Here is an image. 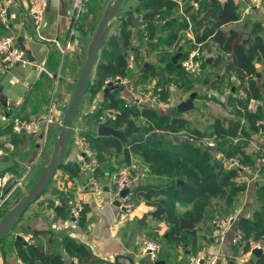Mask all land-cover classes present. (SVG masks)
<instances>
[{
  "label": "trees",
  "instance_id": "trees-1",
  "mask_svg": "<svg viewBox=\"0 0 264 264\" xmlns=\"http://www.w3.org/2000/svg\"><path fill=\"white\" fill-rule=\"evenodd\" d=\"M181 3L182 5L175 0H142L134 9V13L140 15L144 22V27L137 33L135 45L132 44L133 21L116 13L118 27L113 30V26L108 25L93 67L94 78L90 79L84 93L90 101L100 96L98 107L89 117L93 128L97 129L100 124H104L122 132L125 138V142H121L114 137L98 136L95 129L83 132L96 151L99 163L106 162L111 150L116 155H121L123 149L128 148L146 167L147 174L159 179L156 184H139L132 189V201H143L150 208L149 214L167 226L162 236L149 235V240L160 246L157 259H160L162 250L176 248H184L189 255H195L200 249L198 226L207 220L209 214L216 211L227 212L234 208L245 187L236 181L242 176V172L227 168L226 160L236 158L241 165L253 168L256 161L264 157L261 152L256 155L245 152L253 137L261 132V127L256 123L264 120L263 110L256 113L248 111L251 100H262L256 82L259 77L256 65H262L264 70L262 24L252 23L249 33L244 36L237 30H225L240 20L238 7L233 0L223 3L215 0H181ZM180 10L181 14L176 16ZM187 31L191 32L193 38L186 40L189 47L184 51L180 43L182 33ZM143 46L150 50L161 47L162 54L159 65L147 64L134 85L154 81V90L161 102L168 101L170 86L189 91L194 84L193 80L197 79L182 68H176L172 63L176 54H180V62L195 49L199 50L201 56L203 52L211 54L216 51L211 64H207L206 58L202 60L199 73L205 69L222 71L215 77L213 89H217L215 85L224 80L235 78L237 85L230 84L231 94L225 102L214 100L231 117L215 119L209 130H199L191 127L189 120L177 112L176 107L168 114H162L155 107L138 108L118 90L105 92L106 80L116 76L128 77V53L132 52L133 63L136 65L141 60L140 50ZM172 48L173 52L170 51ZM52 60L55 61L53 68L56 71L59 58L53 54ZM209 81L204 78L203 83L207 84ZM262 86L264 87V81ZM240 91L244 96H239ZM6 132L14 140L12 125ZM147 136H152L159 142L146 143ZM175 136H185L193 143H173L172 138ZM209 141L214 143L212 148L206 145ZM200 142L203 146L199 145ZM57 170L70 176L76 174L75 168L64 162ZM97 172L98 170L94 174L95 178ZM259 174L264 175V166L259 169ZM50 182L42 195L47 192ZM255 203L257 207L251 218H241L237 222V228L243 234L241 243L246 242L243 253L249 251V240L264 242V182H257ZM81 207L79 225L84 224L88 212L86 206ZM181 209L186 210L180 212ZM62 211L60 209L59 214ZM6 213L7 211H0V219ZM61 240L63 250L69 258H77L81 264H97L98 261L88 247L68 236H63ZM3 241L4 239L0 244ZM14 245L18 259L25 264H64L60 256L48 254L42 247L24 246L16 241ZM255 264H264V253Z\"/></svg>",
  "mask_w": 264,
  "mask_h": 264
},
{
  "label": "crops",
  "instance_id": "crops-1",
  "mask_svg": "<svg viewBox=\"0 0 264 264\" xmlns=\"http://www.w3.org/2000/svg\"><path fill=\"white\" fill-rule=\"evenodd\" d=\"M128 1L131 2L128 3L125 0L117 14L119 15L123 10L127 13L126 17L133 21L132 44L135 45L137 33L144 27V22L140 15L134 13V9L142 0ZM215 1L223 3L226 0ZM233 1L238 7L240 20L228 26L225 30H237L247 36L254 22L261 23L264 28V0ZM180 4L182 5L181 0ZM1 8L6 11L7 27L0 23V36H13L16 44L17 40L21 38L25 50L30 54L27 58L23 52V58L27 62L25 67L15 66L7 72H0V177L7 175L9 186L29 170L23 180L22 187L0 209L2 211L4 208L3 211L8 212L20 196H23L33 186L44 167L48 164L58 137V127L61 120L57 119V122L50 127L52 143L50 149L44 155L42 151L45 141L41 145L40 136L17 135L12 131L15 135L13 140V137L6 130L11 128L15 121L35 119L46 113L48 95L42 92L43 83L49 82L50 74L55 72L53 68L55 61L52 60V55L55 54L56 57H60L62 48L71 32L74 11L72 0H47L42 20L36 26L35 20L28 13V0H0ZM129 10L133 11L129 12ZM180 14L181 10L176 13V16ZM111 21L109 25H112ZM187 32L189 39H192L191 32ZM130 53L132 55V52ZM216 54L207 56L206 62L208 59H211L212 62ZM131 62L132 64L129 63L128 59L129 71L132 68L131 66L134 65L132 58ZM211 62H207V64H211ZM146 65L147 63L143 64L142 71H138V75L142 74ZM256 67L259 72L256 82L264 102V87L262 86L264 70L260 64ZM199 74L195 75V78H198ZM125 79L128 84H131L128 77ZM228 80L237 85L234 77ZM152 83L150 87H154L155 82ZM171 87H169V91L172 90ZM40 91L41 93L38 94ZM119 92L123 97H127L124 88ZM70 98L71 94L69 92L60 95L57 102V113L63 107L65 108ZM226 98L212 96L210 100H219L223 103ZM169 99L172 102L171 96ZM88 101V106L83 112V115L87 118L85 122L74 119L71 138L63 158L64 164L74 167L76 174L70 176V174L63 171L57 170L55 172L47 192L28 206L23 217L15 223V228H17L15 233L9 236V239H4L3 243L0 244V264L22 263L16 255L14 245L15 236L17 235L21 236L28 245L42 247L48 254L60 256L64 264H71L72 262L63 250L61 240L63 236H68L88 247L94 259L98 261L97 264H156L157 262L187 264V258L190 255L184 248L162 250L160 259H156L154 262L142 251V243L149 240V235L155 234L160 237L167 230V226L163 222L156 221L149 214L150 208L143 201H132L135 210L131 215L119 212L118 207L110 202L111 176L119 168L124 167L122 164L124 163L123 153L116 155L115 151L111 150L106 162L99 163L97 178L95 179L101 185L102 191L95 192L87 188L90 176L82 167L80 151L77 148V138L84 136L83 132H90L95 129L89 123V117L98 107L100 96L98 95L92 101ZM173 107H176V104L172 102V105L167 108H155L159 113L168 114ZM261 110L264 111V106ZM95 130L97 132V129ZM6 143H11L14 146L13 151L10 152L4 147ZM245 152L249 155H256L261 152V156L264 155V128H261V132L253 137ZM129 154L131 165L129 167L125 166L132 176L135 172L133 188L139 184H156L159 179L149 176L146 167L140 160L130 152ZM262 166H264V157L256 161V168H251L252 172L250 174L242 173V176L236 180L244 185L245 191L238 197L233 209L227 212H213L208 215L204 223L198 226V245L200 249L195 255L204 256L211 249L220 247V264H255L257 258L251 254L252 249L249 248L247 253H243L246 242L233 245L231 239L234 233L239 231L237 228L238 220L251 218L257 207L255 189L258 181L264 182V179H262L264 175L259 174V169ZM68 200H75L80 205L88 208L83 225L74 223L69 217ZM60 209H63L61 214H59ZM185 210L181 209L180 212ZM229 216L234 217V223L226 234L221 237L217 224ZM249 242L254 241L249 240ZM258 243L264 253V242Z\"/></svg>",
  "mask_w": 264,
  "mask_h": 264
},
{
  "label": "built area",
  "instance_id": "built-area-1",
  "mask_svg": "<svg viewBox=\"0 0 264 264\" xmlns=\"http://www.w3.org/2000/svg\"><path fill=\"white\" fill-rule=\"evenodd\" d=\"M87 0H72V7L74 11L71 34L74 25L77 22L79 14L82 12L84 5ZM180 4V0H175ZM197 1V0H194ZM47 0H28V13L35 20L36 26L42 20V15L46 7ZM0 23L7 27L6 11L4 8L0 9ZM190 32V31H189ZM181 68L194 75L200 72L202 64V56L198 49L191 51L183 60L179 62ZM27 65L26 60L23 58V51L16 44L13 36H0V72H7L15 66L25 67ZM108 86H117L125 89L126 99L136 105L138 108L145 107H158L167 108L172 105L170 99L167 102H161L158 94L155 92L154 87L147 88L146 90H138L132 85L128 84L125 78L119 76L113 79H108L104 82V88ZM239 96H244L243 92H239ZM264 102L262 100H251L248 105V111L256 113L259 109H262ZM113 113L112 111H108ZM57 102L54 98L48 104L47 111L44 115L39 116L35 119L15 121L12 124V131L17 135H28V136H40L41 145L45 141L46 136L49 134L50 127L57 122ZM257 126L263 128L264 120H260L256 123ZM207 147L212 148L214 143L209 141L206 143ZM4 147L10 152L13 151L14 146L11 143L4 144ZM77 148L80 151L82 167L89 174V181L87 188L89 190L100 192L102 191L101 185L95 179L94 174L98 170L99 161L96 151L90 146L85 136H79L77 138ZM227 168L239 169L242 173L250 174L251 168L241 165L236 158H230L225 161ZM29 170L25 174L16 180L12 185L8 186L9 177L7 175L0 177V209L7 202L8 199L22 187L23 180L29 173ZM112 190L109 193V200L111 203L115 201L119 202L118 210L121 213H132V189L135 184V178L130 174L127 167L119 168L111 176ZM123 190H129L128 194L121 198L120 193ZM69 217L74 223H78L82 207L75 200L67 201ZM234 217L229 216L222 222L217 224L220 231V236L223 237L227 230L233 225ZM243 234L240 231H236L231 239L233 245L241 243ZM249 248L254 250L261 248L258 242H248ZM160 246L157 242L145 240L142 243V251L151 259L156 261ZM251 250V251H252ZM71 264H81L77 258H71ZM221 263V251L220 247L211 249L206 255H190L187 258V264H220ZM25 264V263H21Z\"/></svg>",
  "mask_w": 264,
  "mask_h": 264
},
{
  "label": "rangeland",
  "instance_id": "rangeland-1",
  "mask_svg": "<svg viewBox=\"0 0 264 264\" xmlns=\"http://www.w3.org/2000/svg\"><path fill=\"white\" fill-rule=\"evenodd\" d=\"M115 0H87L82 12L79 14L76 24L73 28V33L69 35L67 42L64 44L62 48V52L60 53V60L57 70L50 74L49 82L43 83V91L47 97V106L52 98L58 102L59 97L64 92H69L72 96L74 87L76 85L77 79L79 77L80 71L86 59L87 48L91 42L92 36L95 33L97 26L103 18V15L107 8L113 4ZM125 1V0H124ZM123 1V3H124ZM127 2H131L128 1ZM122 3V4H123ZM121 4V6H122ZM120 6V7H121ZM125 10V8H124ZM133 10H129L132 12ZM123 10L119 13V16H126ZM112 26L113 30L118 27V22L116 18H112ZM188 32L182 34L181 46L183 50H187L189 45L186 43L188 40ZM173 52L174 49L172 48ZM129 54V63L132 64L131 58L132 55ZM141 60L136 65H132L131 70L128 75V80L130 81V85L137 88L138 90H146L153 83L146 82L145 84L134 85L135 81L138 78V71L142 69L143 63L147 64H155L159 65L160 56L162 54L161 47L156 50H150L148 47L143 46L140 50ZM216 51H213L211 54H207L203 52L202 60L207 56H214ZM131 57V58H130ZM222 73L219 69H205L200 76L195 80L191 90L186 91L182 88H177L176 86H172V90H170V96L172 97V102L178 104L185 102L189 99L190 95L195 93L196 96L192 100L193 107L184 113L182 116L189 120L191 127H195L199 130H209V127L214 122L215 119L229 118L230 115L227 110L222 108L215 101L210 100V98H226L230 94V84L232 81L224 80L222 83L215 85L217 89H213L212 83L215 81V77L219 76ZM94 78V71L91 74V79ZM195 78V77H194ZM204 78H208V83L204 84ZM41 91L38 93L40 94ZM89 97L88 95L83 96L81 104L79 106L76 119L81 120V122H85L87 116L83 115V112L86 110L88 106ZM38 102V101H37ZM69 102V101H68ZM68 105V103H67ZM63 107L59 113H57L56 118L62 121V117L64 111L67 107ZM51 130L49 134L45 138V144L43 149V155L47 152L52 143V135ZM256 168V167H255ZM258 168V166H257ZM135 173V172H134ZM133 173V176L135 175ZM87 174V173H85ZM88 175V174H87ZM264 179V178H262ZM22 196H20L21 198ZM19 198V199H20ZM4 208L2 209V211ZM9 210V209H8ZM135 209L133 208L132 212ZM131 215V214H130ZM16 224L12 228V230L7 234L4 239H9V236H12L15 233Z\"/></svg>",
  "mask_w": 264,
  "mask_h": 264
},
{
  "label": "water",
  "instance_id": "water-1",
  "mask_svg": "<svg viewBox=\"0 0 264 264\" xmlns=\"http://www.w3.org/2000/svg\"><path fill=\"white\" fill-rule=\"evenodd\" d=\"M123 1L124 0H115L113 4L107 8V10L105 11L103 15L102 20L97 26V29L95 33L93 34L91 42L87 48L86 59L80 71L79 77L77 79L76 85L72 93V96L68 102V105L62 117V121L58 127V137L54 145L50 160L48 164L44 167L42 172L40 173L38 179L33 184V186L0 219V241L4 239L7 236V234H9V232L14 227L15 223L24 214L28 206L32 204L34 201H36L42 195L47 185L49 184L53 174L55 173L57 168L60 166V164L63 162L64 154H65V151L67 149V146L71 138L72 124L77 115V112L81 104V101L83 99L87 85L91 79V74H92L93 67H94V64L97 58V54L100 50L102 41L107 32L109 22L112 18L115 17ZM17 44L20 46L21 50L24 52L27 58H29L30 54L28 51L25 50L22 44L21 38L17 40ZM243 44H245V40L243 41ZM179 58H180V54H176L172 58V63L176 66L177 69L181 68L180 64L178 63ZM207 62L210 63L211 59H208ZM111 90L121 91L122 88L117 87V86H108L105 89V92L111 91ZM195 96L196 94L193 93L190 95L187 101L178 104L176 107L177 112L184 113L186 111H189L193 107L192 100L195 98ZM258 112H261V109H259ZM97 135L98 136H110V137L117 138L121 142H125V138L122 132L113 130L112 128L104 124H100L97 127ZM145 142L155 143V142H159V140L154 139L152 136H147L145 138ZM172 142L176 144L193 143L192 140H190L189 138L185 136H175L172 138ZM199 145L203 146V143L200 142ZM123 157H124L125 165L129 167L131 165V160H130V154H129L128 148L123 149ZM128 191L129 190H123L120 193V197L121 198L125 197L128 194ZM114 206L119 207V202L115 201ZM15 241L22 243L24 246L28 245V243L24 241L21 238V236H18V235L15 236ZM251 254L255 258L259 259L261 255L263 254V250L261 248H256L251 251ZM156 264H163V262H157Z\"/></svg>",
  "mask_w": 264,
  "mask_h": 264
}]
</instances>
